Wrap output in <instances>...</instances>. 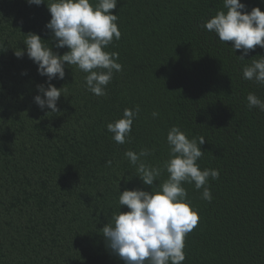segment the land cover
Wrapping results in <instances>:
<instances>
[{
    "label": "trees",
    "instance_id": "trees-1",
    "mask_svg": "<svg viewBox=\"0 0 264 264\" xmlns=\"http://www.w3.org/2000/svg\"><path fill=\"white\" fill-rule=\"evenodd\" d=\"M240 2L264 11V0ZM47 3L0 0V264H124L102 232L129 211L119 208L120 191L156 192L168 178L163 171L152 189L143 185L124 154L148 148L153 154L142 159L162 168L173 126L203 137L197 163L219 170V179L209 178L211 202L183 184L199 216L183 264H264V112L247 107L250 92L264 100V85L243 79L264 48L240 60L231 41L201 27L226 11L223 0H118L111 11L121 38L105 50L118 53L123 70L96 96L87 74L66 65L65 78L51 81L64 87L59 112L49 113L33 99L47 78L26 52L15 55L29 32L60 55L68 51L56 49L45 28ZM137 106L131 142L117 144L107 124Z\"/></svg>",
    "mask_w": 264,
    "mask_h": 264
},
{
    "label": "clouds",
    "instance_id": "clouds-1",
    "mask_svg": "<svg viewBox=\"0 0 264 264\" xmlns=\"http://www.w3.org/2000/svg\"><path fill=\"white\" fill-rule=\"evenodd\" d=\"M29 5L39 6L45 0H26ZM118 0H49L46 4L51 19L45 28L50 30L54 47L68 51L60 55L46 43L40 35L29 32L25 35V48L15 51L17 58L25 52L27 57L37 65L40 76L46 77L45 84L37 85L39 94L34 96V103L41 109H50L57 113L58 101L64 87L57 88L51 81L65 78V66H76L84 77L86 89L96 96L107 95V86L114 73L123 70L117 62L118 53L105 49L121 38L118 28V16L115 9ZM226 11H218L208 19L202 28L216 34L220 42L231 41V49L240 50L237 58L245 60L250 51L257 46L264 48V11L254 7L249 12L240 0H223ZM252 59L251 64L243 68V79L257 85H264V56ZM22 75H27L23 72ZM46 85V86H45ZM247 107L257 108L264 112V100L249 93ZM140 109H124L123 118L107 124L108 132L117 144L131 142V131L134 119ZM159 113L154 111L153 118ZM169 159L163 167L147 164L144 159L153 154L148 148L138 153L132 150L125 152L130 164L135 168L136 177L143 185L153 188L163 171L168 178L157 185L158 191H145L141 188L120 191L118 204L127 206L129 211L114 214L112 223H106L103 237L107 247L118 256L124 264H183L185 238L198 224L199 216L187 201L184 183L194 184L196 190L202 191V199L211 202L213 199L208 187L209 178L219 179V170L200 169L197 161L203 156L201 146L203 137L188 138L178 126H173L167 133ZM111 166V161H106Z\"/></svg>",
    "mask_w": 264,
    "mask_h": 264
}]
</instances>
